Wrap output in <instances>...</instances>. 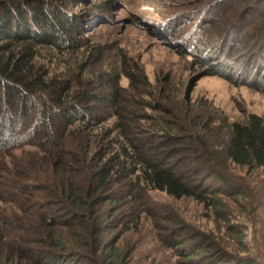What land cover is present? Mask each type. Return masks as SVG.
Here are the masks:
<instances>
[{
	"label": "trees",
	"instance_id": "trees-1",
	"mask_svg": "<svg viewBox=\"0 0 264 264\" xmlns=\"http://www.w3.org/2000/svg\"><path fill=\"white\" fill-rule=\"evenodd\" d=\"M197 8L198 33L190 41L208 48L204 58L214 53L213 67L225 63L237 71L244 59L245 76L260 59L263 65L244 82L264 90V0H199ZM70 13L43 0H0V153L26 147L34 155L14 181L0 175V202L16 210L0 214L7 245L0 248V264H130L133 249L117 243L148 216L170 224L157 229V238L180 264H260L150 204L148 190L191 199L220 217L219 196L240 194L228 178L229 163L264 168V118L250 114L218 125L214 137L215 119L190 118L192 109L185 115L174 107L169 120L135 111L143 103L128 105L116 76L101 90L79 74L75 87L72 79L49 77L36 68L37 50L78 45L79 21ZM208 40L220 43L210 48ZM98 110L105 115H95ZM109 118L114 121L106 130Z\"/></svg>",
	"mask_w": 264,
	"mask_h": 264
},
{
	"label": "rangeland",
	"instance_id": "rangeland-1",
	"mask_svg": "<svg viewBox=\"0 0 264 264\" xmlns=\"http://www.w3.org/2000/svg\"><path fill=\"white\" fill-rule=\"evenodd\" d=\"M104 1L107 0H43L76 17L79 27L74 42L78 45L39 48L36 68H43L57 80L72 79L74 87L77 75H82L85 84L99 90L108 85L109 77L116 76L128 105L133 99L143 103V108L135 111L153 120H169L167 111L174 107L185 115L192 109L190 118L207 114L215 119L214 137L218 125L243 121L250 114L264 118V90L247 83L253 67L263 65L262 61L254 60L245 76L244 59L237 63V71L226 68L225 63L213 67L218 63L214 53L204 58L208 48L190 41L198 33L193 29L199 0H110V9L103 11L100 8ZM207 43L211 48L220 42ZM261 75L257 82L262 80ZM127 76H133L136 83L131 84ZM166 97H170L171 106ZM97 114L105 115L100 110ZM113 121L109 118L105 123L106 130ZM214 148L220 151L219 146ZM30 154L34 156L26 147L0 153L2 180L6 177L14 181L17 171L25 170ZM28 164H33V159ZM227 175L240 194L219 196L223 213L220 217L201 203L186 198L175 200L159 191L148 190L149 202L165 207L171 216L176 215L193 230L212 235L234 256L264 264V168L248 170L229 163ZM14 211L12 204L0 202V214L11 215ZM232 224L239 226L238 233L228 231L227 226ZM165 226L170 224L144 217L136 229L121 234L117 247L133 249L130 264H180L182 260L175 252L157 238V229ZM6 246L0 238V248Z\"/></svg>",
	"mask_w": 264,
	"mask_h": 264
}]
</instances>
